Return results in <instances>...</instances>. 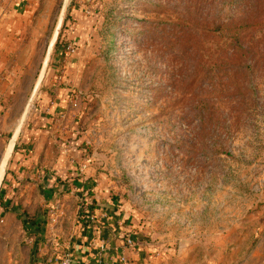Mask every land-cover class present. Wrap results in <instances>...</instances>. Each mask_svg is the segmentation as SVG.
<instances>
[{
	"label": "rangeland",
	"instance_id": "1",
	"mask_svg": "<svg viewBox=\"0 0 264 264\" xmlns=\"http://www.w3.org/2000/svg\"><path fill=\"white\" fill-rule=\"evenodd\" d=\"M220 2L0 0V264H264V0ZM190 19L242 68L186 93Z\"/></svg>",
	"mask_w": 264,
	"mask_h": 264
},
{
	"label": "trees",
	"instance_id": "2",
	"mask_svg": "<svg viewBox=\"0 0 264 264\" xmlns=\"http://www.w3.org/2000/svg\"><path fill=\"white\" fill-rule=\"evenodd\" d=\"M206 3L211 6L219 5L221 7L223 5L221 4L220 0H187V8H191L192 10L198 8V10H200ZM260 10L264 11V6L261 7ZM187 22L188 23H181L178 34L174 36L175 39L169 42V45L171 46V52L169 54L173 57L181 58L179 72L186 65H188L189 68L185 77H182L178 73L179 76L174 78L173 86L175 88L180 86V88H182V91L187 93L191 88H193V86H197L198 84L200 85L206 78H208L209 82L212 83L215 77H227L232 69H236V66L238 68H242V65L239 66L232 63L237 54L235 50L231 48V39L233 38V35H231V33L233 31L227 23L223 24L226 29H224L223 27L217 29L218 34L215 35L214 33L216 32V30H212L211 27V25H215V19H212V21L207 20V22L204 23L203 28L201 29H193L194 26L198 27L199 25L194 23V26H192L193 21H191V19ZM252 22V20H249L244 24H242V22H240L239 24L236 23L237 25L234 26L242 28V26L251 24ZM256 22L257 21L253 22L252 25ZM227 38L229 42L227 43L226 49L232 50L229 53L226 52V49H223L220 45V40H226L223 43L225 45L227 42ZM204 42H211V44H215V46L213 47V49L210 45L208 48H204ZM215 56L217 60L221 61L220 64H217L216 61H211V59ZM191 62L192 65H190ZM178 78L180 79V81L177 83ZM206 114L209 116L210 112L207 111Z\"/></svg>",
	"mask_w": 264,
	"mask_h": 264
},
{
	"label": "crops",
	"instance_id": "3",
	"mask_svg": "<svg viewBox=\"0 0 264 264\" xmlns=\"http://www.w3.org/2000/svg\"><path fill=\"white\" fill-rule=\"evenodd\" d=\"M8 178H11L12 179V177H11V175L9 174V175H6V178H5V180L6 181H8L9 179Z\"/></svg>",
	"mask_w": 264,
	"mask_h": 264
}]
</instances>
